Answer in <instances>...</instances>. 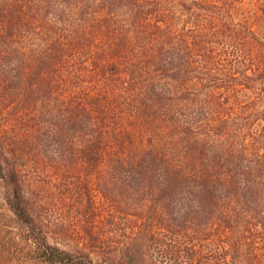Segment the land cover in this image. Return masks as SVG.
<instances>
[{
	"label": "trees",
	"instance_id": "obj_1",
	"mask_svg": "<svg viewBox=\"0 0 264 264\" xmlns=\"http://www.w3.org/2000/svg\"><path fill=\"white\" fill-rule=\"evenodd\" d=\"M234 2L0 0V112L20 106L21 115L28 116L23 120L31 117L36 120L34 127L28 123L23 128L30 133L34 130L32 139L40 152H35L36 158L42 157L47 143L43 132L46 128L51 130L57 135L60 149L59 159L52 168L62 165L61 161L66 168L74 170L82 165L99 168L95 177L99 193L111 202L123 197L124 206L139 209L143 225L154 219L156 228L166 231L168 215L179 208L185 214V221L186 215L195 212L216 218L223 228L229 229L247 216L254 217L255 226L264 229V200L252 184L253 176L261 172L262 166L255 161L245 164L240 155L226 160L224 148L212 141V136L220 135V127L209 128L203 120H197L196 110L190 116L186 114V118L184 114L175 117L172 112L173 105L196 106L201 97L207 99L204 105L213 102L219 108L224 105L225 102L216 97L221 87L201 88L208 74L199 81L187 72L182 74L185 63H177L176 50L181 47L183 52L193 51L191 58L194 55L201 66L210 64L217 57L210 44L224 39L226 33L233 30L230 22L234 20L229 9ZM124 10L127 13L122 22L119 14ZM222 11L226 17L219 16ZM179 16L185 17L182 23H187L185 26L179 27ZM188 24L190 30L186 28ZM22 30L29 34L36 30L39 44L34 55H22L24 59L17 61L18 56L11 55V51H15L11 46ZM249 36L257 39L252 32ZM191 58L186 59L191 61ZM67 61L73 62L65 72L67 82L78 77L81 71L86 76L95 73L106 84V89L110 85L128 94L131 100L109 104L115 122L106 116L108 105L106 99H102V92L93 95L81 92L78 101L59 103L54 85L59 81L64 85L61 67ZM227 73L221 70L216 75L224 79ZM238 75L253 82L258 76L247 72ZM187 90L192 92H189L191 97L184 96ZM232 92L230 88L227 90V93ZM106 93L107 90L104 96L108 98ZM172 97L178 100H171ZM100 107L104 111H100ZM117 122L124 127L134 122L137 129L145 130L148 137L144 139L145 148L135 150L133 136L127 132L123 137L118 135L119 132L114 131V128L118 130ZM17 126L14 122L13 131ZM262 128L264 132V125ZM35 130L42 134H36ZM3 132L4 128L0 127V185L10 214L2 216L6 219L10 215L16 239L26 251L27 260H31L34 249L33 261L40 260L43 264L136 262L139 248L134 245H127L123 254L119 252L121 262L98 251L94 258L89 257V253L73 256L70 251L50 243L43 221L34 214L21 180L20 135L7 136ZM167 148L169 152L161 151ZM227 161L233 163L232 167H225ZM76 179L72 184L78 191L73 193L82 194L87 186L82 184L81 187L80 180ZM183 222L180 225L186 223ZM86 232V239L102 249L101 241L108 238L107 235ZM126 255L128 259L124 260ZM9 258L7 244L0 241V264H9Z\"/></svg>",
	"mask_w": 264,
	"mask_h": 264
},
{
	"label": "rangeland",
	"instance_id": "obj_2",
	"mask_svg": "<svg viewBox=\"0 0 264 264\" xmlns=\"http://www.w3.org/2000/svg\"><path fill=\"white\" fill-rule=\"evenodd\" d=\"M229 10L234 20L230 22L233 30L228 31L224 39L222 37L219 41L210 44L217 53V57L210 64L201 66L194 55L191 58L190 53L193 54V51L183 52L181 47L176 50L177 63H185L182 74L187 72L197 81L208 74L201 88L221 87L216 97L224 101V105L220 108L215 106L214 102L211 105H204L207 99L201 97L196 106L190 103L189 106L173 105L172 112H175V117L184 114L186 118V114L190 116L196 110L199 113L197 120H203L202 122L208 124L209 128L219 126L220 135L212 136V141L224 148L223 154L226 160L240 155V159L245 164H250L251 161H255L257 165L259 163L262 170L253 176L252 184L258 188L260 198L264 200V132L262 128L264 125V44L261 43L264 42V0H235ZM125 12L126 10L119 14L122 22L126 19L127 12ZM219 16L227 15L222 11ZM184 18L179 16V27L187 24H182ZM216 25L219 26L217 22ZM190 27V24L186 26L188 30ZM218 30L220 31L221 28ZM35 32L29 34L22 30L17 34L11 46L15 50L11 51V55H17V61L24 59L22 55L35 54L39 44L37 31ZM250 32L255 34L256 40L249 36ZM187 56H190L191 61L186 59ZM71 64H73L71 61L65 62V65L61 67V74L65 75ZM84 64L88 67L87 62ZM221 70L228 72V76H224V79L216 75ZM232 72L236 75H232ZM244 72L249 75L258 74V76L255 77L254 82L247 81L238 75L241 76ZM79 74L70 82H67V75H65L64 85L60 81L54 85V91L59 93L57 95L59 103L62 104L66 100L67 102L68 100L78 101V95H81V92L92 95L102 92V99H106L108 105L106 116L114 121L109 104L131 100L128 94L126 93V97L124 92L110 85L106 89V84L102 82L98 74L92 73L86 76L83 71ZM242 82L244 83L241 84ZM229 88L233 90L232 93H227ZM106 90L108 98L104 96ZM189 92L191 91H185L184 96L191 97L192 92L191 94ZM200 92L204 93L206 90ZM187 93L189 95H186ZM114 94L120 95L111 98ZM168 97H171V94ZM177 98L179 99V95ZM172 99L175 98L172 97ZM19 107L5 110V113L0 112V127L4 128V135H20L22 147L19 151L18 168L21 180L34 208V214L43 221V228L50 243L70 251L73 256L78 257V254L89 253V257L94 258L98 251L99 254L104 252V256H113L115 260L121 262L122 255L120 256L119 252L123 254L127 245H134L139 248V256L134 264H151L152 262L156 264L167 262H173L172 264H264V229L255 226L254 217H241L236 226L226 229L218 223L216 218L203 217L195 212L186 215L188 218L185 221L183 211L176 208L173 214L168 215V230H158L156 223H153L154 219H152L153 222L149 221L143 225V219L138 213L139 209L124 206L123 197L111 202L99 193L95 180L99 168L82 165L74 170L66 168L62 161V165L52 168L54 162L59 159L57 152L60 149L57 135L47 128L43 134L35 130L38 135L46 133L44 136L47 139L41 153L42 157L36 158L35 152H40L37 142L32 139L34 130L31 133L23 130L28 123L34 127L36 120L32 119L33 117L30 120H23L28 116L21 115ZM100 111H104V108L100 107ZM116 119H119L117 115ZM14 122L18 125L15 131L12 127ZM118 122V130L114 128V131L119 132L118 135L122 137V134L127 132L130 137L133 136V148L137 151L144 149V139L148 138L147 132L137 129L134 122L126 124V127L119 125ZM115 125L114 123L112 126L115 127ZM156 136L158 135H154ZM161 151L169 152L168 148ZM232 165L233 163L227 161L225 167L230 168ZM68 177L72 180L78 178L76 180H80L81 187L82 184L87 186L82 194L73 193L78 189L73 186V181ZM126 201L128 202L129 199ZM0 214V241L7 244L9 264H43L40 260L33 261L34 249L31 260H27L24 253L26 251L16 239V229L13 221L9 220L10 215L6 219L2 216V214L10 213L4 203L1 185ZM146 215L149 216V213ZM170 217L171 220H169ZM247 220L248 224H245ZM181 222L186 223L180 225ZM89 230L94 234L107 235L108 238L101 241L102 249H99L97 244L92 245L86 239L88 235L86 231L89 232ZM134 231H137V234ZM126 259H128L127 255L124 260Z\"/></svg>",
	"mask_w": 264,
	"mask_h": 264
}]
</instances>
